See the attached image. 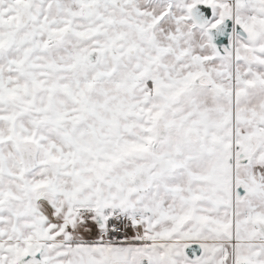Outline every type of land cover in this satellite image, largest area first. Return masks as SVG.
I'll return each mask as SVG.
<instances>
[{"label":"snow or ice","instance_id":"6c2138e0","mask_svg":"<svg viewBox=\"0 0 264 264\" xmlns=\"http://www.w3.org/2000/svg\"><path fill=\"white\" fill-rule=\"evenodd\" d=\"M0 264H264V0H0Z\"/></svg>","mask_w":264,"mask_h":264}]
</instances>
